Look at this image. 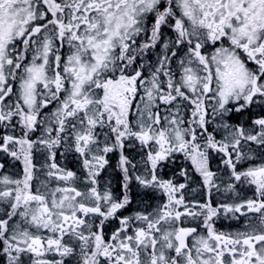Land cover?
Wrapping results in <instances>:
<instances>
[{
  "label": "snow or ice",
  "instance_id": "obj_1",
  "mask_svg": "<svg viewBox=\"0 0 264 264\" xmlns=\"http://www.w3.org/2000/svg\"><path fill=\"white\" fill-rule=\"evenodd\" d=\"M0 264H264V0H0Z\"/></svg>",
  "mask_w": 264,
  "mask_h": 264
}]
</instances>
